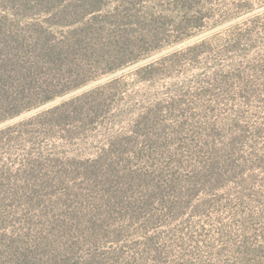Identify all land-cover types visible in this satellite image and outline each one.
<instances>
[{
  "label": "rangeland",
  "instance_id": "374dc122",
  "mask_svg": "<svg viewBox=\"0 0 264 264\" xmlns=\"http://www.w3.org/2000/svg\"><path fill=\"white\" fill-rule=\"evenodd\" d=\"M76 3L101 10L84 22L106 28L96 43L106 54L80 58L75 69L87 77H73L85 78L81 87L0 123V254L6 227L30 222L37 205L89 204L53 190L86 193L99 200L90 199L95 207L108 202L100 167L118 160L153 167L144 169L152 175L183 164V192L169 193L177 206H156L150 222L116 224L123 234L101 250L123 264H264V0ZM37 18L53 40L70 32L59 19ZM123 56L134 61L121 65ZM48 61L43 72L10 83L9 93L43 98L77 80L73 67ZM226 155L231 168L201 180L207 188L189 179Z\"/></svg>",
  "mask_w": 264,
  "mask_h": 264
},
{
  "label": "trees",
  "instance_id": "16d2710c",
  "mask_svg": "<svg viewBox=\"0 0 264 264\" xmlns=\"http://www.w3.org/2000/svg\"><path fill=\"white\" fill-rule=\"evenodd\" d=\"M82 8L83 10L77 5L76 0H0V123L10 118L14 119L25 111L38 108L85 84L83 81L85 78L80 81L78 79L87 77V74L80 76L78 71L80 69H75V66L87 52L106 54L107 49L103 47L104 45H96V43L100 42L101 36L107 31L106 28L94 27L90 20L84 22L87 15L91 14L93 17L101 10L92 8L88 3ZM46 15L53 17L54 21L59 19L61 22L57 25L70 29V32L65 35L59 34L58 39H51L49 34L53 36L52 29L49 31L40 24V21L36 22L37 17ZM83 23L86 26L81 29L79 26ZM127 31V27L122 30L123 33ZM107 37L111 38V35L108 34ZM126 40L129 46L133 45L128 38ZM48 60L53 64L60 62L65 66L73 67V70L68 72L71 78L80 77L66 84L59 92L43 93L44 99L38 94L32 98V90L27 96H24V92H20L22 95L19 98L9 93L10 83L24 80L27 75L31 77L32 73L37 75L43 72L40 66L50 63ZM130 61L134 59L123 56L118 63L122 65L131 63ZM119 68H110V71L106 68L105 74L115 73ZM87 80L93 79L89 77ZM31 98L33 100L28 101ZM232 147L234 148V145ZM227 152V155L233 154L231 149ZM227 155V158L220 157L222 160L220 164L212 166L206 173H198L195 168L190 173L189 179L212 183V180H217L216 177H223L220 169L225 167L224 170L228 172L227 169L232 166L229 162L233 161ZM154 159L155 157L152 158L153 161ZM120 163L116 160L108 166L104 164L100 167L102 182L99 188H110L107 192L109 201H103L104 205L92 206L90 199L99 200L90 198L86 193L72 192L71 196L68 191L64 190L60 195L53 190L51 196L53 194L55 196L52 197L57 196L60 200L67 201V196H70V200L74 197L89 204L84 207L37 205L36 213L39 215L33 214L30 222L21 224L19 228L14 226L12 231L6 227V235L10 232L11 236H6L2 245L5 253L0 254V264H123L125 260H119L113 253L101 250L112 236L119 238L123 234V229L116 230V224H120L128 217L135 224L142 220L150 222L152 211L157 210L156 206L160 207L161 211L165 209V212H167L166 206L175 209L177 202L171 200L170 194L178 195L183 192L182 171L185 173L186 170L182 169L183 164H181L179 169L173 170L168 168L172 166H168L166 167L168 169L160 168L152 175L153 171L146 172L144 169L153 167L139 168L135 163L129 166ZM147 173L150 174L146 175ZM200 185L206 188L208 186L202 182ZM210 185L214 188L213 184ZM198 188H194L195 193ZM186 195H189V191ZM37 196L41 198L45 195ZM52 199L50 197L49 201ZM77 204L79 205L80 202L77 201ZM184 205L183 209L188 207ZM51 210L56 211L51 215L48 213ZM46 215L50 217L45 221H34ZM118 216H120L119 222H117ZM70 219L75 222L70 223Z\"/></svg>",
  "mask_w": 264,
  "mask_h": 264
}]
</instances>
